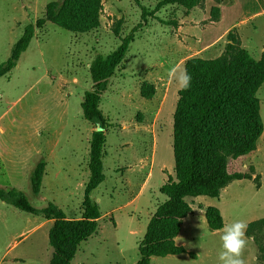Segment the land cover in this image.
Segmentation results:
<instances>
[{
  "label": "rangeland",
  "instance_id": "obj_1",
  "mask_svg": "<svg viewBox=\"0 0 264 264\" xmlns=\"http://www.w3.org/2000/svg\"><path fill=\"white\" fill-rule=\"evenodd\" d=\"M51 1L60 0H0V64L24 26L42 17ZM220 1L202 0L195 8L197 21H188L184 14L189 11L178 4L155 9L157 0H101L99 27L78 33L47 21L16 65L0 77V188L15 187L37 208L51 202L68 218H79L94 129L80 106L92 84L89 64L95 55L115 49L121 37L134 36L101 94L99 108L108 123L102 158L105 178L90 193L99 206V229L87 243H80L73 264H136L146 221L166 198L159 187L175 176L172 126L180 87L168 72L176 64L184 67L190 57L221 54L226 35L210 46L198 41V32L208 27ZM224 1L208 34L218 36L232 25L244 48L259 59L264 55V0ZM182 18L190 30L174 34ZM143 84L150 97L141 94ZM256 96L263 122L256 149L240 163L228 160L229 172L241 170L250 178L233 182L219 200L187 198L218 204L223 225L264 217V82ZM40 159L46 165L40 192L34 195L29 174ZM197 206L177 238V245L195 257L151 256L150 264H219L223 229L210 231ZM130 220L138 224L130 228ZM51 221L0 200V264H48ZM247 238L245 264H264V225Z\"/></svg>",
  "mask_w": 264,
  "mask_h": 264
},
{
  "label": "trees",
  "instance_id": "obj_2",
  "mask_svg": "<svg viewBox=\"0 0 264 264\" xmlns=\"http://www.w3.org/2000/svg\"><path fill=\"white\" fill-rule=\"evenodd\" d=\"M202 0H157L155 9L167 4H178L189 11ZM101 0L51 1L44 15L34 23L24 26L20 37L12 44L8 58L0 64V77L7 74L26 50L36 29L47 21L71 32L83 33L100 25ZM146 15L145 9L141 17ZM210 20L219 17L214 8ZM132 33L120 38V43L107 55L97 54L89 64L91 88L84 92L80 103L82 116L93 124L89 140L88 180L84 187L83 208L79 218H67L54 203L45 207L33 206L23 191L9 187L0 188V200L20 211L41 215L52 220L48 228L51 248L48 264H72L79 244L97 231L100 210L91 200L90 193L105 178L103 173V147L107 120L99 108L101 94L108 80L122 62ZM184 68L191 76L190 86L179 89L173 113L172 152L174 178L168 176L159 187L166 196L149 218L145 232L138 245L136 264H150L151 256L186 253L194 258L174 238L180 231L182 219L192 212L188 197L204 195L218 197L220 190L235 179L250 178L241 172H229L228 160L248 154L256 149L257 140L263 132L259 113L257 90L264 82V55L254 58L241 46L233 29L226 34V43L220 55L214 58L191 57ZM141 87V94L150 97ZM100 128V129H95ZM46 162L40 159L29 174L30 190L40 192ZM205 220L210 231L223 227L219 209L208 205L204 208ZM247 237L253 236L255 228L264 225V217L247 223Z\"/></svg>",
  "mask_w": 264,
  "mask_h": 264
},
{
  "label": "clouds",
  "instance_id": "obj_3",
  "mask_svg": "<svg viewBox=\"0 0 264 264\" xmlns=\"http://www.w3.org/2000/svg\"><path fill=\"white\" fill-rule=\"evenodd\" d=\"M168 76L181 89H187L190 86L191 76L187 69L179 64L170 68ZM247 227V223L240 219L223 226L220 235L222 250L218 255L219 264H245L244 252L248 244ZM180 240L178 239L177 242Z\"/></svg>",
  "mask_w": 264,
  "mask_h": 264
},
{
  "label": "crops",
  "instance_id": "obj_4",
  "mask_svg": "<svg viewBox=\"0 0 264 264\" xmlns=\"http://www.w3.org/2000/svg\"><path fill=\"white\" fill-rule=\"evenodd\" d=\"M235 0H228V2L229 3H232V2H234ZM225 3V1L224 0H221L220 1V6H219V4H218V8H219V12L221 13V11H222V4H224ZM195 8H197V6H195V7H193L192 9H190L189 10V12L187 13V14H184V17H185V19H188V21H191V20H193V21H197V20H195L196 18L195 17H197L198 15H197V10H195ZM220 15V14H219ZM185 19H180V20H178L177 21V26H176V28H174L173 27V29H174V34H177V33H180V34H184V32L185 31H189L190 29H189V27L187 28V26L186 25H183V23L186 21ZM214 23H213V21H210V23H209V25H208V27L207 28H205V29H202L201 30V32H198V37L200 38V40L198 39V41L200 42V43H204V44H206V45H212L213 43H216L217 41H219V40H221L223 37H225V35L227 34V32L231 29V27H232V25H230V26H228L227 28H225L224 29V31H222V33H220L218 36H215V37H212L211 38V35H209L208 33H209V29H210V27L213 25ZM38 30H39V28L38 29H36L35 30V32H34V34L36 33V32H38ZM34 36V35H33ZM240 37H241V34H240ZM209 38H211V39H209ZM241 42H242V46L243 47H245V45H244V43H243V41H242V38H241ZM211 52H214V50H211ZM210 52V53H211ZM216 56H218V54H216V55H214L213 57H208V58H214V57H216ZM195 57H201L200 55L199 56H195ZM191 58V57H190ZM201 58H203V57H201ZM1 130V129H0ZM38 153H40V152H38ZM250 153H248V154H245V155H241V156H239V157H237V158H235V159H231V161L234 163V164H237L238 162L240 163V161L242 160V159H244L245 157H247L248 155H249ZM229 164H230V161H229V163H228V169L230 168L229 167ZM228 171H230V169L228 170ZM232 171H235V170H232ZM237 171H240L241 172V170H237ZM243 179H248V178H243ZM243 179H235V180H232L231 182H229L225 187H223L221 190H220V193H219V196L218 197H213V198H217L218 200H219V198H220V196H221V194H222V192H227L228 191V189H229V186L233 183V182H235L236 180H243ZM198 196H200V195H198ZM204 196V195H203ZM196 197V196H195ZM209 197V196H208ZM190 198H194V197H190ZM190 205H191V209H192V212L191 213H189L187 216H185L183 219H182V223H181V228H180V231H179V233L177 234V236L174 238V240H175V243L176 244H178L177 243V238L179 237V235H180V233H181V229H182V226L184 225V223L189 219V217L191 216V215H193L194 214V209H195V204H199V206H197V209H198V214L200 215V217H202V215L205 217V215H204V208L206 207V206H208V205H211V206H215V207H217L218 209H219V211H220V213H221V215H222V211H221V208H220V206L218 205V204H212V203H203V202H195V200L194 199H192L190 202ZM155 209H156V207H155ZM155 209H154V211H155ZM153 211V212H154ZM153 214V213H152ZM151 214V215H152ZM151 215H150V217H151ZM101 216V215H100ZM67 217V216H66ZM149 217V218H150ZM222 217H223V215H222ZM68 218V217H67ZM149 218H148V220H149ZM99 220V219H98ZM148 220L146 221V225H147V222H148ZM49 223H51V222H49ZM136 224H138V222L137 223H135L134 222V220H130V228H133V226L134 225H136ZM207 224V223H206ZM224 226V225H223ZM98 229H99V225H98V227H97V231L94 233V234H92L87 240H85V241H83L84 243L86 242H88L94 235H96L97 234V232H98ZM221 229H223V227L221 228ZM221 229H219V230H215V231H213V232H217V231H220ZM131 232H134L133 230H131ZM82 243V242H81ZM80 245V244H79ZM182 245V244H181ZM78 249V248H77ZM187 250V249H186ZM76 253V252H75ZM75 256V255H74ZM74 259H75V257H73V259H72V264H73V261H74ZM137 262V261H136Z\"/></svg>",
  "mask_w": 264,
  "mask_h": 264
},
{
  "label": "water",
  "instance_id": "obj_5",
  "mask_svg": "<svg viewBox=\"0 0 264 264\" xmlns=\"http://www.w3.org/2000/svg\"><path fill=\"white\" fill-rule=\"evenodd\" d=\"M95 129H100V128H95Z\"/></svg>",
  "mask_w": 264,
  "mask_h": 264
}]
</instances>
